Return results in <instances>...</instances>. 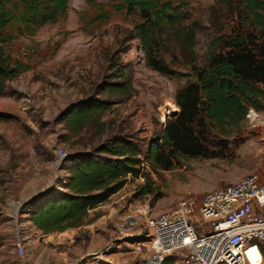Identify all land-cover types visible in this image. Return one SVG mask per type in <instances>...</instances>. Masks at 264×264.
Segmentation results:
<instances>
[{
    "label": "rangeland",
    "instance_id": "1",
    "mask_svg": "<svg viewBox=\"0 0 264 264\" xmlns=\"http://www.w3.org/2000/svg\"><path fill=\"white\" fill-rule=\"evenodd\" d=\"M183 15L181 25L195 23L194 61L206 58L212 39L234 31L236 21L224 0H170ZM118 0H67L63 17L36 28L33 36L20 33L11 22L3 45L10 63L22 70L3 85L0 96V264H144L148 251L146 222L172 209L181 199L201 195L244 176L264 182V100L249 108L236 125L208 127V153L201 158L174 154L164 171L142 162L140 174L105 202L88 210L95 219L62 233L43 234L29 221L31 212L62 191L71 156L101 142L118 124L147 146L160 147L165 121L178 113L173 95L185 80L163 76L144 66L139 43L130 35L138 19ZM101 15L104 19L96 20ZM163 55L176 72H187L177 45ZM120 75V76H118ZM126 81L131 90L111 92V83ZM110 104L92 113L90 122L75 126L69 110L92 100ZM169 103V106L166 104ZM252 118L254 120L252 121ZM56 149L64 158L58 162ZM142 174L148 176L144 181ZM149 194H138L141 190ZM195 230L206 223L195 220ZM23 249L21 256L16 246ZM185 250L165 264H181Z\"/></svg>",
    "mask_w": 264,
    "mask_h": 264
},
{
    "label": "trees",
    "instance_id": "2",
    "mask_svg": "<svg viewBox=\"0 0 264 264\" xmlns=\"http://www.w3.org/2000/svg\"><path fill=\"white\" fill-rule=\"evenodd\" d=\"M118 1L127 14L138 19L130 38L139 43L144 66L159 75L185 80L173 95L172 102L178 109L174 122L167 120L162 125L159 143L166 155L148 145L143 157L138 138L113 124L101 142L71 156L66 168L69 178L62 191L47 194L48 200L31 212L29 221L43 234L62 233L92 222L95 218H89L87 211L119 191L126 175L136 178L144 160L153 168L168 171L176 152L215 157L206 148L208 127L224 132V127L242 121L249 108H261L259 99L264 100V0H224L236 27L231 34L212 39L200 65L195 63L192 51L196 25H181L183 15L170 0ZM66 9L67 0H0V96L4 83L22 70L20 64L10 63L3 49L11 40L5 27L14 21L20 25V33L33 36L36 28L56 23ZM104 18L101 15L96 20ZM171 44L177 45L187 72H176L165 63L163 55L170 53ZM108 87L111 92L131 90L123 80ZM110 104L95 99L72 108L69 121L80 127L90 122L92 113L105 111ZM142 176L147 181L148 176ZM149 193L138 191L139 195Z\"/></svg>",
    "mask_w": 264,
    "mask_h": 264
},
{
    "label": "built area",
    "instance_id": "3",
    "mask_svg": "<svg viewBox=\"0 0 264 264\" xmlns=\"http://www.w3.org/2000/svg\"><path fill=\"white\" fill-rule=\"evenodd\" d=\"M58 162L64 158L56 149ZM198 220L206 227L195 230ZM148 251L144 264H164L167 257L185 250L181 264H264V182L244 176L204 193L187 197L149 219ZM15 253L23 249L17 245Z\"/></svg>",
    "mask_w": 264,
    "mask_h": 264
},
{
    "label": "bare ground",
    "instance_id": "4",
    "mask_svg": "<svg viewBox=\"0 0 264 264\" xmlns=\"http://www.w3.org/2000/svg\"><path fill=\"white\" fill-rule=\"evenodd\" d=\"M166 106H169V103L166 104ZM254 120V118H252V121Z\"/></svg>",
    "mask_w": 264,
    "mask_h": 264
}]
</instances>
